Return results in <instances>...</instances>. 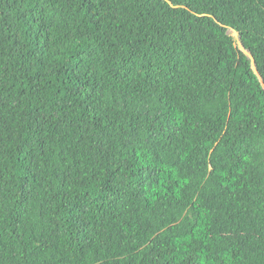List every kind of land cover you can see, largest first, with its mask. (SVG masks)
Wrapping results in <instances>:
<instances>
[{
  "label": "trees",
  "instance_id": "16d2710c",
  "mask_svg": "<svg viewBox=\"0 0 264 264\" xmlns=\"http://www.w3.org/2000/svg\"><path fill=\"white\" fill-rule=\"evenodd\" d=\"M0 264H264V0H0Z\"/></svg>",
  "mask_w": 264,
  "mask_h": 264
},
{
  "label": "rangeland",
  "instance_id": "374dc122",
  "mask_svg": "<svg viewBox=\"0 0 264 264\" xmlns=\"http://www.w3.org/2000/svg\"><path fill=\"white\" fill-rule=\"evenodd\" d=\"M231 36L236 40L237 45L240 46V42H239V36L237 33L230 31Z\"/></svg>",
  "mask_w": 264,
  "mask_h": 264
}]
</instances>
